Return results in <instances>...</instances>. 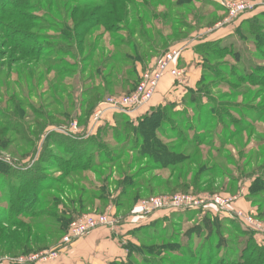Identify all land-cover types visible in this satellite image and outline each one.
<instances>
[{
    "label": "rangeland",
    "instance_id": "rangeland-1",
    "mask_svg": "<svg viewBox=\"0 0 264 264\" xmlns=\"http://www.w3.org/2000/svg\"><path fill=\"white\" fill-rule=\"evenodd\" d=\"M71 1L73 0L8 1L12 4L17 2L22 4L20 9L11 11L15 15L17 12L20 14L18 19H11L12 13L6 17L3 10H0V23L4 21L11 25L16 30L15 32L25 36L26 42L39 37L45 38L39 47L43 58H35L29 53V50H35V45L21 47V54L0 45V94L8 97L16 94L18 100L23 101L22 112L25 113V118L16 120L25 126V132L29 133L32 140L30 143L31 154L28 158L20 161L10 154L0 153V157L10 158V162H4L13 168L16 164L31 166L36 161L37 164L41 163V166L46 168L44 172L59 177L60 174L54 171L53 167H46L50 161L59 163L61 161L59 159L70 160L71 158L76 161L75 156L67 154L68 151L60 152L53 147L43 151L42 143L46 142L48 146L65 141L69 142L68 144H71L72 147L81 146L75 139L68 137L71 135L61 134L59 129L66 130L71 126L73 128V124L76 122L79 132H86L99 103L104 102L107 98L128 95V91L115 87L108 91L106 87H102L104 76L112 73L120 75L126 72L125 66L129 65L120 61L116 65L115 71L112 70V65H108L109 61L107 63L106 59L109 60L111 58L109 53L114 51L111 47L113 41L110 36L115 40L134 41V44L142 49L146 46L136 36L141 32L147 34L152 47L158 45L162 47L165 43L180 42V40H185L183 38L188 39L195 35H199L198 37L202 41H207L214 37L218 38L219 34L224 33L228 35L226 38L211 42L228 48L226 52L212 50V45L205 49V54L208 50H212V52L209 58H205V71L194 91L197 101H190L188 97L181 102L167 101L162 104L172 107V113L185 114L184 117H175L179 123L175 128L182 132L181 141L170 130H166L165 137L159 134L164 144H170V148L176 145L178 148L176 152L181 154L186 147L182 142L192 143L194 139L193 133L186 131V128L189 127L182 123L188 119V125L194 129V132L203 134L204 144H212V148H204L205 156L211 157V164L209 163L208 167L216 168L217 171L210 178L202 177L200 184L197 185L191 181L193 178L188 184L192 186L171 187L169 191L154 185V192L151 195L145 196L144 199L129 208L119 209L113 203V199L117 198L122 190L117 189V184L122 180L121 174L127 173V170L122 169V173H119L113 168L110 169V166L108 170L110 173H114V177L118 181L115 179L114 182H110L109 186L112 188L107 187L103 190L101 183L108 175L101 167L100 173L103 175L101 181L97 176L87 174L88 182L84 188L88 189L91 194L109 195L111 200L108 203H96L95 207L100 204L99 209H87L83 214L71 217L65 226L63 236L60 235L51 240H44L42 237L38 240L42 246L47 241L46 245L49 246L46 248L39 251L33 250L32 253H23L22 250H17L19 256L6 254L0 258V261L4 258L27 260L32 255L53 252L63 244L62 241L68 232L69 224L76 217L110 213L120 219L119 227L123 226L125 229L120 235L124 236L121 239L126 256L108 264H200L201 260L204 262L207 259L210 262L205 261L206 264H217L221 259L225 261V264L247 263L244 258L251 255L252 250L249 247L255 245L256 249L264 248V173L261 172L264 170V0H245L254 5V9L250 12L260 9L258 22L262 26L261 35H259V31L256 35H252L248 29L250 23L245 24L244 22L232 35L228 34L233 32L234 25L241 16L229 20V12L221 7L216 0H191L189 3L185 0H133L135 4H139L137 10L145 22L144 27L134 24L133 21L130 22L132 18L134 19L135 13H132L129 20L124 18V13L107 16L105 19L107 18L106 25L109 29L106 25L96 27L87 38V44L92 49L85 50L80 54L75 50L70 53V56H65L70 49L67 44L68 34L73 31V20L77 19V17H73L76 12V4ZM2 2L0 0V9H3L2 6L5 5ZM104 14L105 12L102 15ZM48 27L52 30L46 31L49 29ZM58 32L66 33L67 36H60ZM8 34L10 32L0 29V42ZM93 49L94 51L91 53ZM121 50L131 53L130 48L122 47ZM122 51L119 52L120 56L124 55ZM237 53L241 59L238 62L233 57ZM202 54L204 55V53ZM150 55L152 57L154 54L150 53ZM157 61L158 59L153 56L146 65L141 66V69L136 71L138 80L140 74ZM149 65L151 66L149 67ZM59 71H61V75L58 76L57 72L59 73ZM248 74H251L252 77L250 78ZM92 88H100L103 91L100 96L93 93L96 95L95 101L90 103V107L84 113L86 116L83 118L79 108L83 100L91 98L85 97V90ZM124 88L127 90L128 86ZM212 99L223 102L225 108L221 112L230 116L240 128L246 127L247 132L242 134L238 132L230 140L229 136L223 138L218 133L225 125L220 122L218 115H213L215 117L201 127H197L196 120L191 123L194 116L193 110H196L199 105L208 107L209 100ZM61 102L64 104L62 107L59 106ZM237 109L242 111L241 115L236 114ZM0 113L4 116L0 115L1 124L10 123L13 125L16 122V120L10 121L6 117L16 115L13 109L0 108ZM62 113L69 115L56 119ZM49 115L52 116V119L46 121L41 119L51 117ZM141 116L143 115H135L134 118L125 115L116 116L115 126L112 127L115 129V133L109 137L101 138L99 141L98 139L95 142L91 141L90 145L96 146V153L91 152L89 156L100 154L99 156L103 158H116L120 154H125L124 162L126 164L131 159L138 161L130 174H135L143 166L153 167L154 163L139 158L138 153L133 152L136 140L131 136L130 128H133L134 124L137 125ZM174 121L177 122V120ZM223 121L229 123L228 119ZM102 128L109 129L108 127ZM230 128V133H232L233 127ZM120 140H122L121 143L117 144ZM85 141L89 143L90 140ZM15 146L12 144L10 148L13 149ZM203 164L206 165L205 162ZM151 170V173L146 177L158 176L161 181L168 180L173 171L172 168ZM254 175L261 179L259 184H262V190L258 191L257 186L259 185L255 184L257 186L254 191H250V186L255 181ZM8 180V174L0 173V212L2 206L8 203L5 199ZM91 188L99 189V191H91ZM176 195L210 199L220 196L229 198L232 202L229 208L224 211L214 209L208 203L196 210L177 213L164 212L161 216L145 223L135 221L133 215L141 201L153 198H170ZM61 202L58 212L62 210L61 207L64 204L63 200ZM240 212L245 216V221L251 219L256 224L254 228L262 230L260 232L253 231L252 227L243 225V222L236 216ZM56 215L61 216V213ZM210 217L218 218L222 222L219 231H213L212 234L204 227V221ZM54 226L49 223L40 227ZM114 230L117 231V229ZM12 263V261H2V264Z\"/></svg>",
    "mask_w": 264,
    "mask_h": 264
},
{
    "label": "trees",
    "instance_id": "trees-1",
    "mask_svg": "<svg viewBox=\"0 0 264 264\" xmlns=\"http://www.w3.org/2000/svg\"><path fill=\"white\" fill-rule=\"evenodd\" d=\"M2 1V3H5V5L2 6L4 8L0 10H3L6 17L9 13H12V10L16 11L20 9L19 7L22 5L19 2L15 4L8 2L11 0ZM73 1L71 2L76 4V12L75 14L73 12V17H77V19L73 20V31L68 34L69 37L67 44L70 49L68 50L69 53L66 52L65 56H70V53L74 52L75 50L76 53L80 54L85 50L92 49V47L87 44V38L90 36V32L93 29L101 25H106L107 18L105 19V17L107 16H116L120 13H124V18L126 17V19L129 20L133 15L132 13H135L136 15L134 16V19L132 18L133 20L131 19L130 22L133 21L134 24L140 27L145 26L142 15L137 10V6L139 4H135L133 0ZM185 1L187 3L191 2V0ZM104 12L105 14L102 15ZM18 16H20L18 12L16 13V15L15 13H12L10 18L18 19ZM258 19L259 18L257 16L249 21L244 22L245 24L250 23L248 25V29H250L249 31L252 35H256L258 31L259 35H261L262 26L258 22ZM106 26L108 28V25ZM239 27L237 29H239ZM0 29L1 31L4 30V32H10V34L4 36L1 39L0 45H3L2 47L8 50L11 49L16 53L21 54V47H24L26 45H35V50H29V53L32 54V56L35 58H43V53H41L39 47L40 43L45 38L39 37L37 39H30V41L26 42L24 40L25 36L18 32H15L16 30L4 21L0 23ZM48 30L51 31L52 28H49L46 31ZM58 33H60V36H67L66 33ZM136 36H138V40L140 42L145 44V48L141 49V47H138L137 44H134V41H125L120 39L115 40L110 36V39L113 41L111 47L114 49V51L109 53L111 55V58L109 60L106 59L107 63L109 61L108 65H112V70L114 71L117 67L116 65L120 63V61L125 63V65H129H127V67L125 66L126 72H123L120 75H115L112 73L104 76L102 87H106L108 91H111L112 88L115 87L123 91H128L127 94L132 93L140 82V77L138 80L136 74V71H138V66L146 65L149 62V59H151L153 56L154 58L156 57L157 59H159L163 54L168 52V50H170V48L174 47V45L176 44V42H173L165 43V45L162 47L161 45L152 47L146 33L141 32ZM214 43L215 42H209L208 44H203L198 47V54L203 58L204 65L206 63L205 58H209L211 56L212 50H217L220 52H226L228 50V48L215 45ZM209 45H212L213 48L212 50H208L205 54V49L206 47H209ZM122 47L128 49L130 48L131 53L122 51ZM94 49L91 51V53L94 51ZM120 51H122L124 55L122 54V56H120ZM150 53H153L154 55L151 57ZM202 53H204V55ZM233 57L236 62L241 60L238 53ZM204 71L205 67L203 68V72ZM60 73L61 71H59V73L57 72V75H61ZM249 77L251 78L252 75L250 74ZM127 86L128 89L125 90L126 88L124 87ZM92 89L93 91H91ZM92 89L85 90V97L91 98H89V100L88 98L86 100H83L79 108V111H81L80 113L82 114L83 118L86 116V114L84 113L90 107V103L92 101H95L94 97L96 95L93 93H97L98 96H100L103 91L100 88ZM194 91L195 90L189 91L185 99L189 97L190 101L196 102L197 97ZM90 94H92V96H90ZM55 103H57V101H55ZM23 105V101L18 100L16 94H14L12 97L0 94V108H4L6 110L13 109L15 111L16 115L6 116L10 121L19 118L23 120L25 118V113L22 112ZM59 106L62 107L64 106V104L61 102ZM223 106V102L214 99L209 100L208 107L207 105H199L196 110H193L194 116L192 117L193 119L191 120V123L196 120L197 127H201L202 125H206L207 121H211L212 118L215 117L213 115H218L220 116V122L224 123L225 125L221 132L218 133V135H221L223 138L224 136L227 138L229 136L230 140L234 138L236 136L235 134H237L238 132H240L239 134L247 132L246 127L244 129L240 128L239 125H237V123L230 116H227L225 113L221 112L222 109L225 108ZM172 111V107L170 108V106L168 105H160L156 108H152L150 111L143 114L141 118H139L137 125L134 124L132 125L133 128H130L131 136H133L136 140L133 152H137L139 158L154 163L153 167H141L135 174H130V172L132 173L133 168L137 165L138 161L135 159H131L126 164L124 162L125 154H120L116 158H103L99 156L100 154H96L93 157L89 156L91 152L96 153V146L94 144L90 145L91 141L95 142L96 139H98L99 141L101 138H106L114 134L115 129L112 127L115 126L114 122L117 119L116 116H122V114L114 115L113 120H111L110 122H106L104 125L100 126L96 134L86 137V139L82 136H68L71 139H75V141L79 142V144L81 145L79 147H72L71 144H68L69 142L65 141H61L56 145L49 144L48 146L46 142H43V151L46 149H51L53 147L57 148V150L60 152L68 151L67 154H71L73 155V157L75 156L76 161L72 160L73 158H71L70 160L59 159L61 160L59 161V163L50 161L47 164L46 167H53L54 171L60 174L59 177L51 176L44 172L46 168L42 167L41 163L37 164L36 161H34L31 166L16 164L14 167L12 166L13 168H10L8 164H6L3 160H0V173L8 174L9 178V180L7 181V192L5 193V199L8 203L2 206V211L0 212V258L6 256V254L19 256L20 254L17 250H22L23 253H32L33 250L39 251L46 248L47 246H49L46 245L47 241L42 246L38 240H40L42 237H44V240H51L60 235L63 236L65 226H67V223H69L71 217L81 215L87 209H99V205L101 203H108V201L111 200V197L109 195L102 194L101 196H99L96 194H91L89 193L88 189L84 188L88 182L86 176L87 174H93L94 176H97L101 181V179L103 178V175L100 173L101 167L103 171H105L108 175L101 183L102 188H104L103 190H105V188L107 187L112 188L111 186H109L110 182L112 183V181L114 182L116 179V177H114V173H110V171L108 170L110 166V169L113 168L119 173H122V169L127 170V173L121 174L122 180L118 182V188L116 186L117 189L122 190L120 191L118 197L113 199V203L119 209L129 208L139 200L144 199L145 196L151 195L154 192V185L165 188L167 191H169L171 187L182 188L192 186L188 185L191 178H193L191 181H193V183L197 185L200 184V180L202 177L206 176L207 178H210L211 176L215 175L217 169L208 167L209 163L211 162V157L209 155V157L205 156L204 150L205 147L212 148L213 146L210 143L208 145L204 144L203 134L195 133L194 129L191 128L190 125H188V119L182 121V123L189 127L186 128V131L193 133L194 139L192 143L182 142L186 145V147L181 152V154L176 152L178 149L176 145L171 146L170 148V144H164L162 142L159 134H161L162 137H165V133L167 132L166 130H170L172 133H175L178 139L181 141L182 132L181 130H177L175 128V126L179 125L178 119H176L175 117H184L185 114H182L180 112L172 113ZM241 112L242 111H239V109H237L236 114L241 115ZM0 115L3 116L1 113ZM68 115L69 114L62 113L59 114L56 119H60L59 117ZM41 119L44 121L50 120L52 119V116ZM224 119H228L229 123H225L223 121ZM1 120L2 119L0 118V125H2L0 126V153L10 154L12 157H15V159L20 161L25 160L31 154L30 143L32 142L31 138L29 137V133L25 132V126L23 124H20V122H18L17 120L13 125L10 123H6V125L3 123L1 124ZM174 120H177V122H175ZM102 127H108L109 129L106 130ZM230 127H233L232 133H230ZM85 140L90 141L89 143H87ZM121 141L122 140L118 141L117 144H120ZM12 144L16 145L13 149L10 148ZM126 145L123 146V148H126ZM203 162H205L206 165L203 164ZM169 168H172L173 171L171 172L168 180L161 181V179H158V176H155L153 178L146 177V175L151 173V169L163 170ZM261 172L264 173V170ZM254 176L255 181L252 182L250 191H254V188L257 186H255V184L259 185L257 186L258 191L262 190V184H259L261 179L259 178V176ZM91 191H99V189L95 190L91 188ZM48 193L50 194L47 195ZM62 200L64 204L63 207H61L62 210L58 212ZM96 203L100 204H97V206L95 207ZM55 213H61V216H58ZM77 218L79 217H76L75 219ZM49 223L52 226H55L47 228L40 227L43 224ZM221 224L222 222L218 218L214 217H210L209 219L204 221V227L207 231H211L210 234L214 233L213 231H219ZM33 239H36V241H33ZM61 246L56 248V250L54 251H60ZM249 249L253 252L251 251V255L244 258L247 263L244 262L238 264H264V248L261 247L259 249H256V246L252 245L251 247H249ZM201 261L200 264H206L205 261L210 262L208 259L204 262ZM12 264L18 263L13 262ZM217 264H225V261L221 259V261Z\"/></svg>",
    "mask_w": 264,
    "mask_h": 264
},
{
    "label": "built area",
    "instance_id": "built-area-1",
    "mask_svg": "<svg viewBox=\"0 0 264 264\" xmlns=\"http://www.w3.org/2000/svg\"><path fill=\"white\" fill-rule=\"evenodd\" d=\"M221 7L229 12V20L237 19L245 13L254 9V5L245 0L231 1V0H216ZM183 49L174 47L163 54L158 61L142 72L140 82L136 89L125 96L107 98L96 107L90 125L86 132H79L78 123L64 129H59L60 133L71 135L73 137L82 136L84 138L96 134L100 126L106 122L113 120L114 115L122 114L130 118L135 115L143 113L153 101L160 84L163 79L170 75L176 82L182 84L186 81L185 70L179 67V61L182 58ZM0 160L10 162L9 157H0ZM232 202L229 198L216 196L214 198H197L187 195H176L170 198H153L151 200L141 201L134 213L135 221L145 223L160 213L179 211L196 210L200 207L210 203L214 209L226 210ZM236 216L247 227H252L253 231L260 232L262 229H256L255 223L250 219L245 221V216L240 212ZM120 219L114 214H88L75 219L69 226L66 236L63 238V245L69 246L73 242L85 237L91 232L100 228L117 229L119 227ZM251 228V229H252ZM59 251L42 253L40 255H32L29 259H15L9 260L4 258L0 261H12L18 264H50L59 259Z\"/></svg>",
    "mask_w": 264,
    "mask_h": 264
},
{
    "label": "crops",
    "instance_id": "crops-1",
    "mask_svg": "<svg viewBox=\"0 0 264 264\" xmlns=\"http://www.w3.org/2000/svg\"><path fill=\"white\" fill-rule=\"evenodd\" d=\"M263 8V7H262ZM260 10V9H259ZM256 9L246 15H242L234 25V31L246 21H249L259 15ZM199 35L191 36L188 39L176 42L174 46L183 49L182 58L179 61V67L186 72V81L182 84L175 81L170 75H167L160 84L158 91L151 102L150 106L141 115L147 113L152 108H156L167 101L181 102L183 101L189 91L195 90L202 75L204 68L203 58L198 54V47L211 42L212 40H220L226 38L228 35L224 33L219 34L218 38H212L207 41H202ZM154 63V62H153ZM151 65H149L150 67ZM141 65L138 66V70ZM160 213L154 216H161ZM122 229V230H121ZM124 227L120 226L115 231L112 228L97 229L85 237L75 241L69 246L63 245L59 251V259L56 264H108L116 260H120L126 256L125 249L122 245V237L120 233L124 231Z\"/></svg>",
    "mask_w": 264,
    "mask_h": 264
}]
</instances>
